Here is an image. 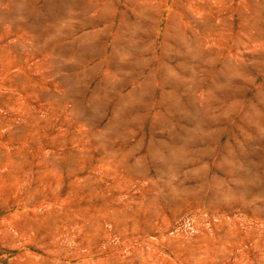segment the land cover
Wrapping results in <instances>:
<instances>
[{"label":"rangeland","instance_id":"obj_1","mask_svg":"<svg viewBox=\"0 0 264 264\" xmlns=\"http://www.w3.org/2000/svg\"><path fill=\"white\" fill-rule=\"evenodd\" d=\"M0 264H264V0H0Z\"/></svg>","mask_w":264,"mask_h":264}]
</instances>
